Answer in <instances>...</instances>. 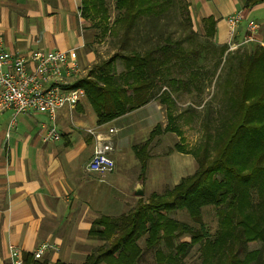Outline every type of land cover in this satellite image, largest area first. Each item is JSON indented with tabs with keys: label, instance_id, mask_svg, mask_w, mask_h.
Returning <instances> with one entry per match:
<instances>
[{
	"label": "trees",
	"instance_id": "trees-1",
	"mask_svg": "<svg viewBox=\"0 0 264 264\" xmlns=\"http://www.w3.org/2000/svg\"><path fill=\"white\" fill-rule=\"evenodd\" d=\"M263 1L248 0V4ZM82 4L83 20L90 18L94 26L109 23L105 0H82ZM114 4L117 16L111 32L122 31L119 50L108 60L92 66L88 76L77 81L75 86L85 90L98 125L145 106L164 87L170 89L171 93L167 92L162 98L168 104L167 127L163 129L157 125L147 139L133 147L141 165V177H144L154 139L164 133L182 135L176 123L179 116L172 112L177 101L171 94H184L191 88L202 91L206 87L207 81L198 65L202 52L185 48L184 39L172 42L170 36L163 41L158 37L159 18L176 7L177 0H114ZM215 26L212 17L204 21L206 42L211 41L214 46ZM108 31L105 27L103 33ZM94 52L98 56L97 50ZM230 54L224 83L229 100L219 117L226 120L219 119L215 126L223 128L218 133V141L214 143L209 137L212 114L208 113L203 123L206 139L200 155L196 154V149L186 150L184 140L169 149V154L174 151L192 154L197 161L195 172L163 193H152L147 201L138 199L133 208L119 217L97 218L89 235L101 244L82 264H143L149 255L153 256L154 264H188L187 258L195 247L199 257L194 264H219L220 257L225 254L228 255L225 264H258L261 253L247 252L246 246L264 242V221L251 213L236 215L234 210L244 199L255 209L261 198L264 46L244 56ZM120 60L123 71L117 73L115 64ZM174 71L179 75L173 76ZM249 154L254 158L246 161ZM206 207H214L220 223L223 218L229 221L232 235L227 245L221 243V232L217 230L213 234L204 222L203 209ZM181 211L188 214L191 222L172 217L173 213ZM185 235L189 236V241L180 240ZM23 255L26 264H49L46 259L34 260L31 253Z\"/></svg>",
	"mask_w": 264,
	"mask_h": 264
},
{
	"label": "crops",
	"instance_id": "crops-1",
	"mask_svg": "<svg viewBox=\"0 0 264 264\" xmlns=\"http://www.w3.org/2000/svg\"><path fill=\"white\" fill-rule=\"evenodd\" d=\"M80 2L0 0V33L6 48L13 54L40 50L68 52L85 72L82 78L87 77L99 61L94 52L98 44L88 23L80 16ZM188 2L202 25L210 17L216 21L213 42L217 47L228 50L227 18L236 13L242 15V20L233 42L239 44L250 35L248 24L254 21L259 25L252 33L254 40L239 49L250 52L264 46V1L256 5H249L248 0ZM167 92L171 93L164 87L145 106L103 125L97 124L94 107L86 97L74 109L58 112L61 134L58 141L46 139L41 127L45 117L38 114L18 116L10 136L6 137L13 112L0 108V264H10L9 244L20 247L24 254H32L42 243L59 247L58 252L45 253L43 260L49 264H82L101 244L89 235L97 218L119 217L133 208L138 199L147 201L156 193L151 188L156 177L154 167L166 165L167 180H162L161 185L172 187L195 172L196 161L191 154L162 153L164 146L169 147L170 133H164L152 142L151 146L160 151L151 156L145 176L141 177V165L133 147L147 139L157 125L167 127L168 104L162 101ZM171 97L175 98L173 94ZM109 129H115L111 157L116 168L102 178L88 171L87 166L94 151L95 134L108 135ZM171 176L175 178L169 180ZM140 185L144 191L142 197L135 195Z\"/></svg>",
	"mask_w": 264,
	"mask_h": 264
},
{
	"label": "rangeland",
	"instance_id": "rangeland-1",
	"mask_svg": "<svg viewBox=\"0 0 264 264\" xmlns=\"http://www.w3.org/2000/svg\"><path fill=\"white\" fill-rule=\"evenodd\" d=\"M187 2L188 0H177L178 5L170 9L167 13L164 14V16L159 18V21L157 22V31H159L158 37H160V40L163 41L164 39H166L167 36H170L172 42L181 41L182 39H184L183 46L185 48L201 50L202 60L198 63V65L200 67V71L204 74V78L206 79L207 83L205 84L206 87H204L202 91H198L196 89L192 90L191 88L190 92H185L184 94L173 93L174 97L176 98V100H178V103L180 104L174 106L172 108V112L173 115L177 117L179 116L176 120V123L178 125V128L181 130L182 135L179 136L176 133H170L169 140L167 141L169 147H167L166 149L164 146L162 150V153L165 154L168 153L169 149L175 146L176 143L182 142V140H184L182 143L185 144L186 150L191 151L196 149V154L200 155L202 146L204 145L203 141L204 139H206L205 127L203 123L208 113L212 114V121L210 125L211 135H209V137L210 139H212V141H214V143L218 141V133H220L223 128L215 126H217L218 120L220 119V115L224 112V104L228 103L227 101L229 100L228 96H226L225 94L226 88L224 86L226 70L228 69L227 60L229 59L231 55L230 53L232 52H235L236 55L240 56H244L248 53L247 50L242 49L230 51L229 53L227 52L228 50L224 52L221 48L214 46L211 41L206 42L207 39L205 38L204 24L202 25L201 22L196 20V17H194L193 15L191 6L190 4L188 6L189 2ZM105 3L109 15L108 24L102 23L99 26H94L95 22L93 20H91L90 18H84V21H86L89 25L90 33L93 31L96 33V35H94L96 36V42L98 44V47H95L98 52V62L106 61L114 54H116L119 50V46L121 43L122 31L118 33L111 32V27H114L113 23L117 16L114 0H105ZM82 10L83 4L81 0L79 6L80 16L82 15ZM147 26L149 25L147 24ZM105 27H108L109 31L104 34L103 30ZM115 65L116 72L121 73L123 71V64L121 60L117 61ZM178 75L179 74L176 71L173 72V76ZM220 120L223 121L226 120V118ZM157 138L158 136L154 139L153 144L155 143ZM211 143L212 145H214L213 142ZM159 149L160 148L156 149L155 146H150L151 156L157 155L158 151H160ZM253 158L254 156H252V154H249L245 157V160L251 161ZM166 169L167 168L164 163L157 165V168L154 167L153 173L154 177H156L154 178V182L152 183L151 188H153L156 193H163L166 190L172 188L170 184L168 186L161 185L163 184L162 180H167V176L165 174ZM180 170L181 168L178 170L177 173H179ZM160 173H163V175ZM173 176L176 175L174 174ZM173 176L169 177V180H173L175 178ZM156 178H158L159 180H157ZM259 187L261 189V198L259 206H257L255 209H251L246 199L241 200L234 210V213L236 215L251 213V216L256 217L261 221H264V178L261 180ZM147 190H150V186H147ZM172 217L178 220L191 222V219L189 218L186 212L181 211L178 213H173ZM203 220L205 223H207L210 228V231L213 234H215L217 230L221 232V243L223 246L227 245L232 235V228L229 224V221L226 218H223L222 223H220L218 221V218H216L215 216L214 207H206L203 209ZM221 225L222 229H220ZM180 240L189 241V236L185 235ZM140 244L141 246H143L144 241L141 240ZM246 251L250 253H261L259 256L258 264H264L263 241L249 243L246 246ZM227 256L228 255L225 254L223 257H220L219 264H225ZM146 257L147 258L143 264H154L152 255ZM198 257L199 251L197 247H195L187 258V263H196L198 261ZM215 262L217 263L216 260Z\"/></svg>",
	"mask_w": 264,
	"mask_h": 264
},
{
	"label": "built area",
	"instance_id": "built-area-1",
	"mask_svg": "<svg viewBox=\"0 0 264 264\" xmlns=\"http://www.w3.org/2000/svg\"><path fill=\"white\" fill-rule=\"evenodd\" d=\"M241 20L242 15L239 13L227 18L230 38L227 52L235 51L254 40L252 33L258 30L259 25L251 21L248 24L251 34L245 36L239 44L233 42ZM84 73L79 61L65 51L40 50L28 54H13L6 48L0 33V108L13 112L6 137L10 136L18 116L38 114L45 117L41 127L46 132V139L60 140L58 112L64 108L74 109L87 97L83 88L75 86ZM114 134L115 129H109L105 136L95 134L94 151L87 169L102 178L116 168L111 157ZM48 251L58 252L59 247L53 243H42L32 255L35 260H41ZM8 252L10 264H25L24 252L20 247L9 244Z\"/></svg>",
	"mask_w": 264,
	"mask_h": 264
},
{
	"label": "water",
	"instance_id": "water-1",
	"mask_svg": "<svg viewBox=\"0 0 264 264\" xmlns=\"http://www.w3.org/2000/svg\"><path fill=\"white\" fill-rule=\"evenodd\" d=\"M135 195L138 196V197H142V196H144V191H143L141 185H140V188H139V190L136 192Z\"/></svg>",
	"mask_w": 264,
	"mask_h": 264
}]
</instances>
